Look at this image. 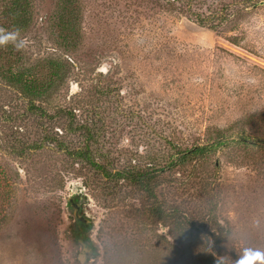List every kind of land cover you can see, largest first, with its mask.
<instances>
[{
	"label": "rangeland",
	"instance_id": "obj_1",
	"mask_svg": "<svg viewBox=\"0 0 264 264\" xmlns=\"http://www.w3.org/2000/svg\"><path fill=\"white\" fill-rule=\"evenodd\" d=\"M0 28L27 40L0 53V264H82L78 194L84 264L264 251V0H0Z\"/></svg>",
	"mask_w": 264,
	"mask_h": 264
},
{
	"label": "trees",
	"instance_id": "obj_2",
	"mask_svg": "<svg viewBox=\"0 0 264 264\" xmlns=\"http://www.w3.org/2000/svg\"><path fill=\"white\" fill-rule=\"evenodd\" d=\"M23 9L24 8H22V10ZM8 47H10V45ZM1 49L2 47H0V53ZM1 75L5 77L4 79H6L10 85L21 88V92L23 93V95L30 99V105L32 109H36L38 107L33 99H36L38 97V93H41L39 90H41V88H44V85L43 83L40 84L35 76L30 74L29 69L13 70V67L8 66L6 69H2ZM60 79L62 80V76L59 74V80ZM70 200H73L75 203L82 205L86 201V197L83 194H78L71 196L68 201ZM68 212H72V206L68 208ZM214 261L216 262V259Z\"/></svg>",
	"mask_w": 264,
	"mask_h": 264
},
{
	"label": "flooded vegetation",
	"instance_id": "obj_3",
	"mask_svg": "<svg viewBox=\"0 0 264 264\" xmlns=\"http://www.w3.org/2000/svg\"><path fill=\"white\" fill-rule=\"evenodd\" d=\"M68 202L69 207H73L72 212L69 213L73 218L69 234L78 246L77 257L81 258V263L84 264L88 262L93 255L92 245L86 236V231L91 224V218L88 214L82 211L80 204L75 203L73 200Z\"/></svg>",
	"mask_w": 264,
	"mask_h": 264
},
{
	"label": "clouds",
	"instance_id": "obj_4",
	"mask_svg": "<svg viewBox=\"0 0 264 264\" xmlns=\"http://www.w3.org/2000/svg\"><path fill=\"white\" fill-rule=\"evenodd\" d=\"M9 44L19 51L27 46V40L20 37L19 29L7 31L0 28V47ZM209 248L212 249L210 246ZM212 251L213 250L209 252ZM213 254L215 255V253ZM216 264H229L228 258L223 255H217ZM236 264H264V251L253 248H244L243 254L237 259Z\"/></svg>",
	"mask_w": 264,
	"mask_h": 264
},
{
	"label": "water",
	"instance_id": "obj_5",
	"mask_svg": "<svg viewBox=\"0 0 264 264\" xmlns=\"http://www.w3.org/2000/svg\"><path fill=\"white\" fill-rule=\"evenodd\" d=\"M73 208V207H72ZM73 213H75V212H73Z\"/></svg>",
	"mask_w": 264,
	"mask_h": 264
}]
</instances>
